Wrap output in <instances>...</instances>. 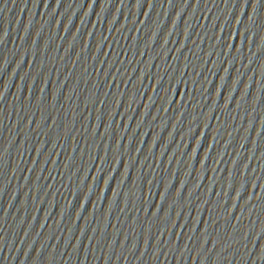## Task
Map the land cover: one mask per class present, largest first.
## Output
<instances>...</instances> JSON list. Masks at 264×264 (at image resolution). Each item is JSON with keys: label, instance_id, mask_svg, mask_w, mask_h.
<instances>
[{"label": "water", "instance_id": "95a60500", "mask_svg": "<svg viewBox=\"0 0 264 264\" xmlns=\"http://www.w3.org/2000/svg\"><path fill=\"white\" fill-rule=\"evenodd\" d=\"M0 264H264V0H0Z\"/></svg>", "mask_w": 264, "mask_h": 264}, {"label": "snow or ice", "instance_id": "6c2138e0", "mask_svg": "<svg viewBox=\"0 0 264 264\" xmlns=\"http://www.w3.org/2000/svg\"><path fill=\"white\" fill-rule=\"evenodd\" d=\"M197 142H199V141H197Z\"/></svg>", "mask_w": 264, "mask_h": 264}]
</instances>
